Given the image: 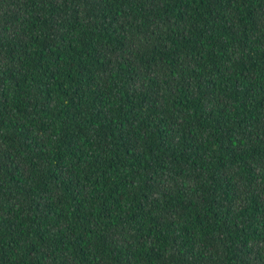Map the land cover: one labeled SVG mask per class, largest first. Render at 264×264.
<instances>
[{
    "label": "trees",
    "instance_id": "trees-1",
    "mask_svg": "<svg viewBox=\"0 0 264 264\" xmlns=\"http://www.w3.org/2000/svg\"><path fill=\"white\" fill-rule=\"evenodd\" d=\"M0 264H264V0H0Z\"/></svg>",
    "mask_w": 264,
    "mask_h": 264
}]
</instances>
